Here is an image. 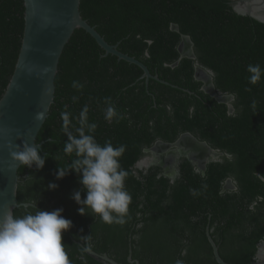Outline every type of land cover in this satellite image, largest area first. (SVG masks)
<instances>
[{
	"label": "trees",
	"instance_id": "trees-1",
	"mask_svg": "<svg viewBox=\"0 0 264 264\" xmlns=\"http://www.w3.org/2000/svg\"><path fill=\"white\" fill-rule=\"evenodd\" d=\"M80 11L108 43L118 44L158 79L147 81L137 64L105 55L89 33L77 28L61 55L55 99L37 137L44 165L19 167L18 201L30 205L14 214L62 208L61 215L73 222L63 233L71 264H105L83 246L122 264H130V246L139 264H219L207 228L226 262L254 263L264 239V75L252 84L247 69L259 64L264 70V23L237 14L230 0H81ZM24 12V0H0V99L20 52ZM182 35L192 39L196 59L180 58ZM197 63L212 71L217 92L234 96L233 112L202 89L195 78ZM106 97L123 119H105ZM84 105L88 123L97 124L92 133L84 126L85 134L101 146L108 141L126 145L120 164L128 172L124 184L132 200L122 225L108 224L90 209L78 212L81 205L71 197L75 191L81 199L86 196L80 174L69 170L57 179L59 168L78 158L63 151L68 134L61 113L71 114L68 133L78 137ZM187 132L224 155L207 163L204 173L180 158L174 180L157 165L136 167L145 149L159 140L175 142ZM229 178L235 189L224 188ZM50 183L58 187L51 189Z\"/></svg>",
	"mask_w": 264,
	"mask_h": 264
},
{
	"label": "water",
	"instance_id": "water-1",
	"mask_svg": "<svg viewBox=\"0 0 264 264\" xmlns=\"http://www.w3.org/2000/svg\"><path fill=\"white\" fill-rule=\"evenodd\" d=\"M80 3L81 0H24L25 27L22 44L14 72L0 99V213L8 210L14 213V210L18 207H28L30 205L29 203H20L18 201L17 192L20 182L18 169L22 164L12 159L8 145L11 144L12 150L17 151L23 150L25 143L29 146H35L38 149L42 148L43 142L37 143V137L49 115L50 107L55 99V78L58 72L60 58L66 44L77 28H82L89 33L105 50V55L113 54L119 59L137 64L144 71L142 78H146L147 81L152 77L158 79V76H153L147 66L140 60L120 51L118 44L113 45L108 43L97 31L96 27L90 25L82 17ZM230 3L237 14L248 16L264 23V0H230ZM171 27L173 30L179 31L177 24H172ZM185 39L189 42V54L182 53L180 49ZM178 51L180 58L188 57L196 59L194 43L189 35H182V41L178 46ZM198 69L205 70L211 77L212 92L206 89L204 83L202 89L217 101L228 104L229 112H233L234 107L231 102L234 100V96L232 94L217 92L213 83L212 71L203 68L198 63L195 66V78L197 80H200L197 77ZM219 96H226L227 100H221ZM184 134H188L198 142L204 143L210 150L216 153L202 167L196 165L195 160L183 151L176 156V158L178 156H186L203 173L206 170L207 163L217 161L224 155L223 152L214 149L206 141L199 140L191 133L187 132ZM180 137L172 143L159 140L154 146L158 142H163L171 145L175 149L176 142ZM17 145L20 147L16 148L15 146ZM153 147L145 149L144 152H151ZM147 164L146 159V161L142 160L138 162L137 165L142 167ZM155 164L162 166L159 163ZM174 178L175 176H173ZM225 184V189L228 184H231L235 188L231 178ZM207 236L217 262L219 264H231L221 257L219 247L212 238L208 228ZM83 248L86 253L105 264H122L110 257L107 253L100 254L96 252L90 246H83ZM128 261L130 264H139L137 260L132 259L131 246ZM252 264H264V239L258 243L256 260Z\"/></svg>",
	"mask_w": 264,
	"mask_h": 264
},
{
	"label": "clouds",
	"instance_id": "clouds-1",
	"mask_svg": "<svg viewBox=\"0 0 264 264\" xmlns=\"http://www.w3.org/2000/svg\"><path fill=\"white\" fill-rule=\"evenodd\" d=\"M247 70L251 74L249 82L252 84H256L264 75L259 64H250ZM72 86L77 90L83 88L78 81H73ZM72 100L77 102L78 97L73 96ZM105 103L108 105L105 109L106 120L123 119L111 97H106ZM255 106L256 102L253 101V108ZM88 113L89 107L84 105L79 114L82 127L77 129L78 137L68 133L71 114L68 111L61 113L63 130L68 134L63 151L66 154L75 152L78 158L67 168H59L57 179L63 178L69 170L80 174V183L86 190V196L81 199V192L75 191L71 197L81 205L78 212L84 215L90 209L91 213L98 214L104 222L122 225L132 200L124 184L128 172L120 164L126 145L114 147L108 141L101 146L93 135L85 134L84 126L89 133L97 128L96 123H88ZM8 148L13 160L28 167L33 164L38 168L43 167L46 157L40 155L37 147L25 143L23 150H12L11 144ZM57 187L55 183L49 184L51 189ZM192 194L197 193L192 190ZM62 212V208L48 211L37 207L34 213L27 212L21 216L15 215L11 210L0 213V264H71L63 243V233L72 227L73 222L62 216Z\"/></svg>",
	"mask_w": 264,
	"mask_h": 264
},
{
	"label": "flooded vegetation",
	"instance_id": "flooded-vegetation-1",
	"mask_svg": "<svg viewBox=\"0 0 264 264\" xmlns=\"http://www.w3.org/2000/svg\"><path fill=\"white\" fill-rule=\"evenodd\" d=\"M186 137L189 138V139H192L194 142H196L198 144L204 145L203 143L197 142L196 139H194L193 137H191L188 134L182 135L180 137V139L177 141V143L175 145V149H177V150H175L174 147H172L169 144H166V143H163V142H158L155 146L153 145L154 147L152 146L153 148L151 149V152H148L151 155L150 158L147 159L148 164L144 165L142 167L137 165L138 162H140V161L145 159L146 156H144V158H142L140 161L137 162L136 167L140 168V169H146L147 170L151 166L157 165L155 163H159L163 167L160 166V165H157V166L162 168L163 174L165 176L169 177L171 180H174L177 177L178 173H179V169H178L179 159L183 158V157L187 158L186 156H180V157L178 156L176 158V156L181 151L189 154L195 160V162L197 163L196 165H198L199 167L203 166V164H204V162H205L207 157L204 159L203 162H202V160H199L197 157H195L192 154L193 152L191 151V149L189 147H187L186 142L184 144L182 143L183 139H185ZM207 150L209 151L208 147H207ZM175 158H176V162H175ZM152 162H155V163H152ZM196 165H195L196 170L202 172L200 170V168L197 167ZM173 176H175L174 179H173ZM225 185H224V187H225ZM234 185H235V183H234ZM234 187L236 188V186H234ZM235 188H233L232 186H231V188L226 187V189H235Z\"/></svg>",
	"mask_w": 264,
	"mask_h": 264
},
{
	"label": "bare ground",
	"instance_id": "bare-ground-1",
	"mask_svg": "<svg viewBox=\"0 0 264 264\" xmlns=\"http://www.w3.org/2000/svg\"><path fill=\"white\" fill-rule=\"evenodd\" d=\"M180 49H181L182 53H184V54H189L190 53L189 42L186 39L183 40ZM197 77L205 84L206 89L208 91L212 92L211 82H210L211 81L210 74L208 72H206L205 70H203V69H198L197 70ZM219 98L221 100H227V97L226 96H223V97L222 96H219ZM185 142H186L187 147H189L191 149V151L193 152L192 154L195 157H197L199 160H202V162L204 161V159L206 157L207 158H206L205 162L208 159L213 158L216 155V153L214 151L210 150V148L207 145H205L204 143L203 144L206 147L204 145H201V144H198V143L194 142L192 139H189L187 137L185 139H183V141H182L183 144ZM207 147H208L209 151L207 150ZM203 166H204V164H203Z\"/></svg>",
	"mask_w": 264,
	"mask_h": 264
},
{
	"label": "rangeland",
	"instance_id": "rangeland-1",
	"mask_svg": "<svg viewBox=\"0 0 264 264\" xmlns=\"http://www.w3.org/2000/svg\"><path fill=\"white\" fill-rule=\"evenodd\" d=\"M145 156H146V157H145L144 160L146 161V159L150 158L151 155H150V153H146ZM231 186H232L231 184H228V185H227L228 188H231Z\"/></svg>",
	"mask_w": 264,
	"mask_h": 264
}]
</instances>
